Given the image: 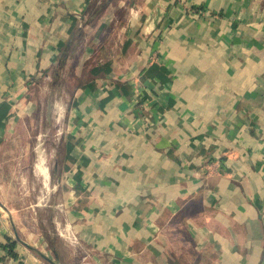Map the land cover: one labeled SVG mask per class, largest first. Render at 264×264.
I'll return each mask as SVG.
<instances>
[{
	"label": "crops",
	"instance_id": "0c3cea01",
	"mask_svg": "<svg viewBox=\"0 0 264 264\" xmlns=\"http://www.w3.org/2000/svg\"><path fill=\"white\" fill-rule=\"evenodd\" d=\"M92 3L0 0V154L36 75L71 60L84 171L56 219L64 244L105 264H264V0H137L109 23ZM0 203V264H47Z\"/></svg>",
	"mask_w": 264,
	"mask_h": 264
},
{
	"label": "rangeland",
	"instance_id": "374dc122",
	"mask_svg": "<svg viewBox=\"0 0 264 264\" xmlns=\"http://www.w3.org/2000/svg\"><path fill=\"white\" fill-rule=\"evenodd\" d=\"M135 1L137 0H93L87 11L96 12L97 16L109 15V23L113 19L124 17L127 12L125 8ZM187 13L195 17L207 14V10L188 9ZM98 20L95 21V26L90 25L93 28L89 26L85 29L81 26L85 35L95 33ZM105 25L101 23L99 29L97 27L99 33ZM72 67L70 60L65 68H61V75L55 82L53 72L51 75H45L44 72L37 74L39 82L27 89L26 98L31 102L28 106L18 107L17 111L24 110L25 115L14 121L13 131L2 146L5 151L0 154V177L5 184L0 187V194L3 202L24 222L25 230L36 234L37 237L34 239L32 236L30 242L37 246L47 264H105L104 259L89 252L84 245L78 244L70 248L66 246L56 231V219L59 217L64 221L70 218L74 209L71 203L73 186L66 183L76 181L84 171L77 166V154L72 152L73 142L67 133L74 123L69 117L74 93ZM134 91L132 108L137 110L140 122L147 130L153 125L150 114L147 115L145 111L146 107L149 109V104H146V99L138 88H134ZM59 106L63 107L61 115ZM39 150L42 151L47 167L46 183L37 161ZM218 161L220 160L216 157L209 158L205 161L206 169H210ZM4 211L0 205V212Z\"/></svg>",
	"mask_w": 264,
	"mask_h": 264
},
{
	"label": "bare ground",
	"instance_id": "6f19581e",
	"mask_svg": "<svg viewBox=\"0 0 264 264\" xmlns=\"http://www.w3.org/2000/svg\"><path fill=\"white\" fill-rule=\"evenodd\" d=\"M47 78V77H46ZM42 86V85H41ZM65 91V90H64ZM71 97V96H70ZM62 106H59L58 107V109L60 110V114L59 115H61L62 114ZM58 121V120H57ZM35 148V147H34ZM39 152V154H38V156H39V158L37 159V161L39 162V165H40V168H41V171H42V173H43V180H45V183L47 182V167L45 166V163H44V160H43V156H42V151H38ZM46 162H47V160H46ZM47 164V163H46ZM62 224V223H61ZM72 226V225H71ZM62 232L66 235V236H69V227L68 226H66L63 230H62ZM75 237H76V235H75ZM78 241V240H77ZM79 243V242H78ZM80 245V244H79ZM68 246V245H67ZM86 250V249H85ZM88 262V261H87Z\"/></svg>",
	"mask_w": 264,
	"mask_h": 264
},
{
	"label": "water",
	"instance_id": "95a60500",
	"mask_svg": "<svg viewBox=\"0 0 264 264\" xmlns=\"http://www.w3.org/2000/svg\"><path fill=\"white\" fill-rule=\"evenodd\" d=\"M62 63L63 62L61 61L60 65H62ZM57 78H58V69L54 72L53 81L55 82L57 80ZM56 171H57V161H55V163H54V173H56ZM0 205L4 208V210L8 211L7 208L3 204L0 203ZM52 263L55 264L54 262H52Z\"/></svg>",
	"mask_w": 264,
	"mask_h": 264
},
{
	"label": "trees",
	"instance_id": "16d2710c",
	"mask_svg": "<svg viewBox=\"0 0 264 264\" xmlns=\"http://www.w3.org/2000/svg\"><path fill=\"white\" fill-rule=\"evenodd\" d=\"M12 244H10V246H11ZM11 254L14 256L15 254L13 253V252H11Z\"/></svg>",
	"mask_w": 264,
	"mask_h": 264
}]
</instances>
